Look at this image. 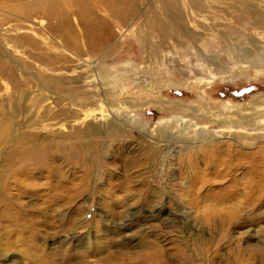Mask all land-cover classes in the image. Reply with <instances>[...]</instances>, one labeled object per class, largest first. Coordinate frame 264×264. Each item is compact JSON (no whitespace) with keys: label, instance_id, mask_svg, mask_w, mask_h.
I'll use <instances>...</instances> for the list:
<instances>
[{"label":"rangeland","instance_id":"1","mask_svg":"<svg viewBox=\"0 0 264 264\" xmlns=\"http://www.w3.org/2000/svg\"><path fill=\"white\" fill-rule=\"evenodd\" d=\"M138 208L125 240L99 216ZM140 229L162 264H264V0H0V264L78 232L137 264Z\"/></svg>","mask_w":264,"mask_h":264},{"label":"bare ground","instance_id":"2","mask_svg":"<svg viewBox=\"0 0 264 264\" xmlns=\"http://www.w3.org/2000/svg\"><path fill=\"white\" fill-rule=\"evenodd\" d=\"M173 128H172V131H170V132L167 131L166 135H169V136H170V134L173 135V133H172L173 132ZM175 130H177V129L175 128ZM45 183L46 182H44V184ZM42 184H43V181H42ZM51 204H53V203L51 202ZM80 209L81 208H78L77 211L79 213H82ZM139 210H140L139 208H138V210L131 209V211L126 214L125 219H123L121 222L109 223V219L107 221L106 216L105 215H100V212H99V216L101 218L102 224L105 225L106 222L108 223L109 231H110L111 234H113V236H117L118 238L120 237V238L125 240L126 237H127L126 234H128V231L132 228V224L136 220L135 217H138L139 215H141V211H139ZM23 214H25L24 210L22 211L21 209H17L16 212L13 213V216H11L12 219L10 220L11 223H12L13 232L14 233L17 232L18 238L27 237L24 234V230L18 228V227H20V223H19L18 217L24 218ZM7 215H10V214L8 213ZM162 215H163V213H161V211H155V212H153V213H151V214H149L147 216H149V218H151V220H152V219H155V218L157 219V217H160ZM177 216H178L177 219H180L179 215H177ZM42 222H43V224L46 223L44 221H42ZM70 222H73V220H68V221L66 220L67 224H69ZM41 225H42V223H41ZM28 229L30 231H33L32 227H28ZM66 229H64V230H66ZM138 231H141V229L137 230V232ZM138 233H139V236H138L139 241L137 242V246L142 248L143 250H146V251H145V253L142 256L143 260H141L137 264H162L163 262H162V257L161 256H162V251L163 250L160 247H157L156 244L153 241H151V240H149L147 238H144L142 236V232H138ZM86 238H87V236L83 235L82 233L79 234V232L78 233H73V234H70V235H65L62 238H57L50 244V246L48 245L49 247H46V249H43V250L41 249L40 254L38 256H36L37 259L35 260L34 264H120V263L129 264L128 261H124L125 260L124 259L125 256L122 255L123 252H117V254H113V252H109L104 247H101L98 250L96 243L93 244V243H91L89 238L88 239H86ZM70 241H73L75 246L81 245L80 246L81 248L84 247L86 249V251L89 252V255L91 254L90 256H92V257L95 256L96 253L97 254L100 253V252H96V250L102 251L103 248L104 249H103L102 252H104L105 254L103 256L99 257L98 261H90V260H88V256H83V255H80V257L79 256L78 257H73L72 256V257H69V258H66L67 255L65 257H62L60 255L58 256L55 253L56 248L61 246V245L62 246L64 245L65 247H67ZM128 241H129V243L123 241L122 245L130 246L129 244L132 242V240H128ZM119 245H121V244L119 243ZM149 249H150V251H148ZM26 255H27V253H26ZM17 261L18 260H16V259H10V263L8 262L6 264H19V263H17Z\"/></svg>","mask_w":264,"mask_h":264}]
</instances>
